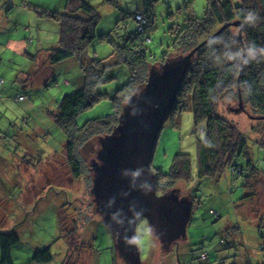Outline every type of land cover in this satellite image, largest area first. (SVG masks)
Here are the masks:
<instances>
[{
	"label": "rangeland",
	"instance_id": "374dc122",
	"mask_svg": "<svg viewBox=\"0 0 264 264\" xmlns=\"http://www.w3.org/2000/svg\"><path fill=\"white\" fill-rule=\"evenodd\" d=\"M62 1L52 0L50 8L63 12L66 0L63 5L55 6ZM87 1L101 17L96 33L98 38L90 43L89 54L97 61L106 60L104 63L108 66L117 59L110 57L115 52L114 46L102 41L100 35L112 31L116 43L122 44L124 37L144 27L137 16H142L143 20L150 18L151 41L147 42L146 48L150 60L160 64L174 41V28L182 30L188 19L203 18L208 9V0H117V8L109 5L107 0ZM7 28H10L7 34L14 35L11 32L12 25H5ZM19 30L23 32L21 28ZM2 32L0 55L4 66H0V70H6L7 75H0V79L5 80L7 92L12 85H15V90L9 94L11 99L0 98V132L7 134V138H0V157L8 160V164L12 163L6 151L17 149L19 161L27 159L30 164L38 165L40 158L43 160L40 171L34 174L27 165L11 170L6 165L2 172L4 178L18 175L36 180L34 185L24 184L13 190L7 185L8 179L0 183V232L15 231L20 238L13 250V264H38L33 262L35 254L46 249L51 250L53 257L49 264H127L117 255L114 239L102 224V218L96 214L95 204H92V161L95 158L90 157L89 148L81 150L86 173L81 179H75L68 167L65 151L62 150L66 138L50 117L64 96L81 86L83 74L78 65L65 62L51 67L56 70V76L48 85L43 86L47 71L37 73L31 86L25 85L22 83L25 76L20 71L28 73L32 63L10 57L12 54L5 55L2 41H5L6 34ZM110 73L114 79L99 83L95 88L96 92L107 94L108 97L81 113L76 118L78 126L114 113L112 98L115 99L118 91L129 82L130 76L124 65ZM3 84L0 82V91L4 88H1ZM17 95L26 96V100L16 102ZM245 113L231 110L226 111L224 117L246 136L253 164L264 171V142H259L260 139L264 140V133L255 132V127L262 122L252 120ZM206 127L207 121L196 124L191 112L183 115L178 129L172 120H168L155 146L151 166L153 171L168 174L176 155L183 153L190 155L193 174L196 176L199 141L205 138ZM239 162L245 164L247 159L242 157ZM227 175L230 179L229 190L226 183L216 186L209 181L194 183L192 188L181 187L183 198L191 197L195 201L199 200V204H193L187 238L178 244L180 263L177 246L165 251L147 219L139 221L136 230L142 264H234L235 261L241 264L247 259L251 264H264V252L258 251V242L262 240L257 229L260 221L257 215L264 214V179L255 182L256 195L250 201L248 196L254 193V188L244 187L246 178L237 177L231 171ZM217 214H220V219L216 218ZM238 223L242 227L240 234L235 227ZM71 238L75 239L72 241L78 246L74 244L71 248L72 245L67 243ZM203 252L209 255L204 261L201 259ZM1 260L0 252V264Z\"/></svg>",
	"mask_w": 264,
	"mask_h": 264
},
{
	"label": "trees",
	"instance_id": "16d2710c",
	"mask_svg": "<svg viewBox=\"0 0 264 264\" xmlns=\"http://www.w3.org/2000/svg\"><path fill=\"white\" fill-rule=\"evenodd\" d=\"M107 3L117 8V0H107ZM21 6L39 18L51 19L60 24V45L51 50L49 56L52 65L73 61L83 74L81 86L65 95L56 112L50 114L66 138L64 151L67 164L77 180L86 173L81 150L89 148L90 157L95 158L92 163L99 162L97 155L101 139L113 134L125 104L147 82L151 69L160 67L168 60L182 59L225 26L219 35L196 52L169 117L177 129L185 113H193L198 125L207 121L205 138L199 141L197 174H193L190 155L180 153L176 155L168 174L154 171L156 191L162 196L178 189L180 197H183L181 187L192 188L194 183L200 184L202 181H209L216 186L226 183L229 190L227 173L231 171L237 177L246 178L244 187L254 188V193L248 196L252 200L256 195L255 182L264 179V171L253 164L246 136L224 114L238 108L241 93L245 114L264 117V0H208L207 13L203 18L191 17L182 30L174 28V41L160 64L150 60L146 48L148 39L151 41L150 18H144V27L124 37L122 44L116 43L112 31L102 34L99 38L114 46L115 52L110 57L117 59L111 66L104 63L106 60L97 61L89 54L90 43L98 38L96 33L101 17L87 0H68L63 12L36 6L31 0H22ZM233 23L241 24L242 39L239 38L240 28L233 26ZM243 55V72L238 91ZM123 65L128 69L130 80L118 91L115 99L112 98L114 113L78 126L76 118L81 113L108 97L107 94L96 92V86L113 80L114 76L110 72ZM24 99L26 96L21 95L18 100ZM261 122L255 127V132L264 133V121ZM259 142L264 140L260 139ZM242 157L247 159L245 164L239 162ZM189 198L193 204L199 201ZM257 216L260 220L258 236L262 240L259 250L264 251V214ZM220 217V214L216 215L217 219ZM235 227L240 234L241 225L238 223ZM73 239L67 240L71 248L75 244ZM19 241L15 231L0 232L1 264H13V250ZM208 256V253L203 252L201 259L207 260ZM52 261L50 249L37 251L33 258V262L38 264Z\"/></svg>",
	"mask_w": 264,
	"mask_h": 264
},
{
	"label": "water",
	"instance_id": "95a60500",
	"mask_svg": "<svg viewBox=\"0 0 264 264\" xmlns=\"http://www.w3.org/2000/svg\"><path fill=\"white\" fill-rule=\"evenodd\" d=\"M240 28V23H233ZM225 26L201 43L192 52L178 60H168L160 67H153L147 82L125 104L119 124L112 135L100 141L98 163L93 164L91 194L100 217L112 235L117 255L127 264H142L137 244V225L143 218L165 251L187 238V225L193 202L180 197V190L159 196L156 175L152 169L155 146L164 124L169 120L178 92L196 52L219 35ZM243 54L245 48L243 46ZM241 59L240 78L243 72ZM236 113L246 110L241 93ZM252 120L264 121V117ZM94 162V161H93Z\"/></svg>",
	"mask_w": 264,
	"mask_h": 264
},
{
	"label": "crops",
	"instance_id": "0c3cea01",
	"mask_svg": "<svg viewBox=\"0 0 264 264\" xmlns=\"http://www.w3.org/2000/svg\"><path fill=\"white\" fill-rule=\"evenodd\" d=\"M21 1L17 2V0H0V33H3L2 31H5L6 39L5 41H2L3 43V52L5 55H11L10 57L14 58H21V60H27L32 63V69H29V74L24 72L23 70L20 72L22 73V76H25L22 83H25V85L30 84L32 81H34V77L37 75V73H43V71H47V77L44 80L43 86L48 85L49 81L53 79L56 76V70H52L51 67L53 66L52 63L49 60V56L51 53V50L57 49L60 45L61 40V26L51 20V19H43L39 18L33 13L27 11L21 6ZM34 5L36 6H42L45 8H50L53 4L51 3L52 0H31ZM65 0H63L60 3H56L55 6L63 5ZM68 0H66V6H67ZM90 3V2H89ZM65 6V8H66ZM9 24L12 25V33L13 34H7L9 29H5V25L8 26ZM28 25V26H27ZM19 28L22 29V33H20ZM1 41V39H0ZM11 59V58H10ZM73 66L77 65L73 61H69ZM0 66H4V60L2 59V56L0 55ZM2 69V67H1ZM11 70H14L12 68H9ZM31 74L33 77H31ZM0 75H7L6 70L1 71ZM4 81V82H3ZM55 81H57L55 79ZM1 83H4L2 87L3 90L0 91V98L5 99L6 97L11 99L9 94L15 90V85H12L9 88V91L7 92L6 83L3 78L0 79ZM69 84V82H67ZM8 94V96H7ZM19 99V95L16 97V102ZM26 100V99H24ZM21 100V101H24ZM19 101V100H18ZM6 103H11V101H7ZM4 132H0V138H7V134L4 135ZM66 143V141H65ZM65 146V144H64ZM64 147L62 148V150ZM18 150L15 149L11 152L6 151L8 154V157L10 156L12 158V163L8 164V160H4L2 157H0V183H4V179L7 180V185L10 186V189H16L17 187H23L24 184L27 185H34L36 180H28L26 177H19L18 175L13 178H4L3 170L6 169L5 166H8V170L12 168H20L22 165L29 168V171H33V174L35 172L40 171L41 166L43 165V160L40 158L39 164H30L27 159H22V161H19V158L17 157ZM17 157V158H16ZM21 160V159H20ZM48 183V182H47ZM20 193L24 194L23 190L19 191ZM261 242V243H260ZM259 246L262 244V241H259ZM243 247V245H241ZM258 246V251L260 253H263L264 251H260ZM244 258L247 259V257L244 255ZM237 261H235L236 263ZM238 263V262H237ZM241 264H251L248 259L246 261H242Z\"/></svg>",
	"mask_w": 264,
	"mask_h": 264
},
{
	"label": "built area",
	"instance_id": "2783aa9c",
	"mask_svg": "<svg viewBox=\"0 0 264 264\" xmlns=\"http://www.w3.org/2000/svg\"><path fill=\"white\" fill-rule=\"evenodd\" d=\"M138 20H140V21H142V23H144V20L142 19V17L141 16H138ZM140 28H142V27H140ZM150 41V39H148V42Z\"/></svg>",
	"mask_w": 264,
	"mask_h": 264
},
{
	"label": "clouds",
	"instance_id": "9594fccd",
	"mask_svg": "<svg viewBox=\"0 0 264 264\" xmlns=\"http://www.w3.org/2000/svg\"><path fill=\"white\" fill-rule=\"evenodd\" d=\"M138 17V16H137Z\"/></svg>",
	"mask_w": 264,
	"mask_h": 264
}]
</instances>
